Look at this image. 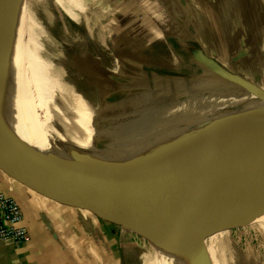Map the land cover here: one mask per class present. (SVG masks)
<instances>
[{"label":"crops","instance_id":"obj_1","mask_svg":"<svg viewBox=\"0 0 264 264\" xmlns=\"http://www.w3.org/2000/svg\"><path fill=\"white\" fill-rule=\"evenodd\" d=\"M94 1L110 12L118 34L121 65L107 78L121 102L176 98L199 85L228 92L231 83L205 63L264 89V0ZM187 45L193 54L174 49ZM0 194L18 202L29 232L20 245L0 240V264H128L129 234L149 236L151 213L40 167L1 139ZM161 248L144 263L171 264Z\"/></svg>","mask_w":264,"mask_h":264},{"label":"water","instance_id":"obj_2","mask_svg":"<svg viewBox=\"0 0 264 264\" xmlns=\"http://www.w3.org/2000/svg\"><path fill=\"white\" fill-rule=\"evenodd\" d=\"M205 64L264 104L260 86ZM0 139L40 167L151 213L149 227L161 226L169 211L264 195V110L162 139H96L28 113L0 82ZM164 233L150 232L158 240Z\"/></svg>","mask_w":264,"mask_h":264},{"label":"rangeland","instance_id":"obj_3","mask_svg":"<svg viewBox=\"0 0 264 264\" xmlns=\"http://www.w3.org/2000/svg\"><path fill=\"white\" fill-rule=\"evenodd\" d=\"M63 1L35 0L32 4L30 11L38 30L40 28L36 39L43 49V57L50 60L53 67L64 75L72 92L81 97L93 114L102 116L111 113L117 108V104H122L120 108L128 111L161 108L167 104L181 103L186 98H190L193 104L222 100L219 98L222 93L216 86L211 88L199 85L187 95L176 98L154 97L146 105L130 106L126 101L121 102L122 91L116 90L107 78L111 68L117 69L121 65L118 61L115 62L120 59L116 55L118 34L111 30L113 19L110 12L98 5L97 1L82 0L96 11L92 18V24L95 25H92V35ZM185 27L190 26L185 24ZM89 57L91 59H87ZM103 78L107 79L106 84ZM226 94H240V98L252 97L234 85L222 96ZM118 101L120 102L117 103ZM167 213L161 226L151 225L148 229L161 234L165 232L164 240L156 239L150 232L149 239L136 233L129 234L128 244L133 253L128 264H145V255L153 257L157 247L163 248V255L169 257L171 264H264L263 212L238 213L224 203L209 210H175ZM156 264L162 262L156 258Z\"/></svg>","mask_w":264,"mask_h":264},{"label":"bare ground","instance_id":"obj_4","mask_svg":"<svg viewBox=\"0 0 264 264\" xmlns=\"http://www.w3.org/2000/svg\"><path fill=\"white\" fill-rule=\"evenodd\" d=\"M34 2L0 0V82L28 113L41 120L96 139L152 140L212 127L264 110V104L254 97L225 98L198 104L184 98L181 103L152 109L125 111L120 108L122 104H117L111 113L97 116L80 96L72 92L64 75L43 57V49L36 39L40 28L38 30L30 11ZM63 2L85 30L93 35L92 18L96 11L82 0ZM153 99L144 97L134 100L136 103H129L130 106H140ZM227 204L238 213H264V195ZM262 226L264 228V218Z\"/></svg>","mask_w":264,"mask_h":264},{"label":"built area","instance_id":"obj_5","mask_svg":"<svg viewBox=\"0 0 264 264\" xmlns=\"http://www.w3.org/2000/svg\"><path fill=\"white\" fill-rule=\"evenodd\" d=\"M24 213L18 202L0 194V240H10L20 245L28 240L29 232L21 223Z\"/></svg>","mask_w":264,"mask_h":264},{"label":"trees","instance_id":"obj_6","mask_svg":"<svg viewBox=\"0 0 264 264\" xmlns=\"http://www.w3.org/2000/svg\"><path fill=\"white\" fill-rule=\"evenodd\" d=\"M175 51L181 53V54H187V55H190V54H193L194 53V49L189 47V45H187L186 47H174Z\"/></svg>","mask_w":264,"mask_h":264}]
</instances>
